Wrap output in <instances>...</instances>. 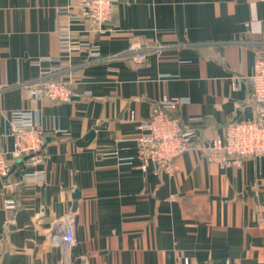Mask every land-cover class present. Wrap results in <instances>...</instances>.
<instances>
[{
	"label": "crops",
	"instance_id": "0c3cea01",
	"mask_svg": "<svg viewBox=\"0 0 264 264\" xmlns=\"http://www.w3.org/2000/svg\"><path fill=\"white\" fill-rule=\"evenodd\" d=\"M83 2L0 0V150L13 147L11 114L25 111L45 157L12 169L16 209L0 188V264H264V155L231 167L201 151L255 117L248 77L264 55V0H122L101 27ZM132 43L163 49L143 63L92 55ZM43 75L68 81L72 99L28 97ZM164 96L183 100L173 115L194 134L174 174L142 170L136 143ZM38 170L41 181L24 180Z\"/></svg>",
	"mask_w": 264,
	"mask_h": 264
},
{
	"label": "built area",
	"instance_id": "2783aa9c",
	"mask_svg": "<svg viewBox=\"0 0 264 264\" xmlns=\"http://www.w3.org/2000/svg\"><path fill=\"white\" fill-rule=\"evenodd\" d=\"M122 0H84L81 11L85 17L97 26H109L116 5ZM62 48L73 50L68 33L61 35ZM163 46H144L132 43L124 51L102 58L92 53L97 60L128 59L135 63H143L154 52L162 51ZM239 79V78H238ZM252 88V99L255 104V117L246 121H231L225 127L223 139L213 138L208 145L201 148L204 157L220 166L241 167L247 158L264 155V55L256 58L253 73L248 77ZM28 97L49 99L57 102H69L72 90L68 81H51L41 76L26 86ZM184 104L178 97L164 96L153 104L151 118L139 125V129L148 133L136 139L138 158L141 169L147 170L154 165L159 172L175 173V160L193 147V132H182L179 120L174 113ZM12 136L11 149L0 150V181L4 196L3 206L7 210L16 209V202L11 197L20 183L11 178L15 164L27 157L29 166L44 164L42 153L44 132L37 128L32 115L25 111L11 114ZM134 118V113L131 114ZM40 170L25 176L24 180L41 181ZM65 229L61 236L65 249L76 245L73 214L64 218Z\"/></svg>",
	"mask_w": 264,
	"mask_h": 264
},
{
	"label": "water",
	"instance_id": "95a60500",
	"mask_svg": "<svg viewBox=\"0 0 264 264\" xmlns=\"http://www.w3.org/2000/svg\"><path fill=\"white\" fill-rule=\"evenodd\" d=\"M94 131H91L86 137H85V139H86V141H90L92 138H93V136H94ZM87 142V143H88ZM87 143L85 144V146L87 145ZM2 186H1V181H0V188H1ZM76 198H79V194L78 193H76ZM45 203V201H44V196L42 197V204H44ZM74 209H75V205H74Z\"/></svg>",
	"mask_w": 264,
	"mask_h": 264
}]
</instances>
